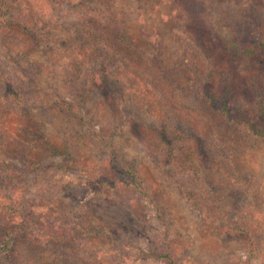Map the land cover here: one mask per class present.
<instances>
[{"label": "rangeland", "instance_id": "rangeland-1", "mask_svg": "<svg viewBox=\"0 0 264 264\" xmlns=\"http://www.w3.org/2000/svg\"><path fill=\"white\" fill-rule=\"evenodd\" d=\"M15 1L0 0V69L24 87L26 103L25 111L16 112L0 89V179L12 173L13 186L26 187V213L89 232L77 264H162L151 256L161 242L170 247L175 264H264V142L245 144L225 118L195 95L176 90L193 84L179 61L184 34L201 35L215 58L209 89L221 88L222 74L229 76L245 113L264 127L256 106L264 104V50L247 59L233 51V45L255 42L264 34V0H112L162 78L164 97L162 102L153 97L152 109L145 96L121 88L123 73L134 71L128 63L114 67L104 80L98 77L101 48L78 35L91 1L77 6ZM25 10L35 14L37 24L25 28L20 17ZM8 37L27 45L16 49ZM74 46L80 49L77 55ZM75 62L80 64L78 83L64 87L59 73ZM133 73L139 91L146 90L151 76ZM64 102H78L86 122L65 113ZM150 128H165L181 143L200 146L205 180L168 163L169 146L158 151ZM41 136L63 155L42 154ZM129 165L139 177L121 176V168ZM182 189L202 203L211 224ZM225 225L245 232L228 234ZM249 239L258 246L251 254L239 246ZM56 259L52 249L42 254V264Z\"/></svg>", "mask_w": 264, "mask_h": 264}, {"label": "trees", "instance_id": "trees-1", "mask_svg": "<svg viewBox=\"0 0 264 264\" xmlns=\"http://www.w3.org/2000/svg\"><path fill=\"white\" fill-rule=\"evenodd\" d=\"M45 1L55 6L63 3L77 6V4H85L87 2L86 0ZM88 1L92 3V6L88 7L91 9L90 13L85 14L83 20H80V25L83 24L81 28L82 31L80 33L77 31V33L79 36L87 35L90 43L97 46L98 49L101 48L100 53L101 57L103 55L102 58L104 61L103 64H101L100 70L97 72L98 77L104 80L108 75L112 74L111 71L113 68L118 65L120 66L121 63H128L134 71L150 75L152 81L147 82L148 88L146 87V90L139 91L140 85L133 73L134 71L128 72V74L123 73L124 83L121 84V88L125 89V91L127 89L133 91V94L139 96V98H143L141 95L145 96V104L149 109L154 108V106L150 104L151 99L154 97V100L158 99L162 102L160 95L164 97V84L162 83V78L154 70L149 56H147L143 48L136 43L134 37L131 36L130 28L123 18L121 10L117 8L112 0ZM22 3L25 4L26 8L32 7L26 1H22ZM24 12V14H20V17H22L23 23H25V28L28 23H38L35 14L27 12L26 10ZM9 23L11 24V22ZM184 35V54L179 61L181 67L184 68L193 79V84L186 88L177 87V93L182 95H195V98L203 102L205 107L215 116L225 118L245 144L254 146L260 141L264 142V127H259L245 113L244 105L235 97V85L230 81L229 76L222 74L223 78L220 81L222 85L221 88L217 89L215 86H211V90L209 89V83L213 82V60H215L213 48L209 41L207 39L205 40L201 35ZM8 39L14 43L13 45L16 49L26 47L27 45L25 41L20 39L12 37H8ZM80 39L83 40L84 38ZM86 42L87 40L84 43L86 44ZM87 45H89L88 42ZM78 48V46H74L72 49L73 55H77L78 52H80ZM262 50H264V34H259L255 42L243 46L233 45L235 57L239 56L245 59L255 56ZM94 57V59L97 60L101 58L100 55ZM187 59L188 61H186ZM81 62L82 64L84 63V61ZM79 67V62H75V64L68 63L63 66L59 73L58 82L67 88L71 87L72 84L78 83ZM201 68L203 72L200 77L198 72ZM0 89L9 107L16 112L25 111L23 110L26 103V101H24L26 95L24 87L15 83L12 78L7 76L1 69ZM146 91L148 92V96L145 93ZM150 92L152 93V97ZM122 95L121 92V96ZM107 96V99L113 98V94L110 92ZM256 106L257 109L261 111L262 115H264V104L258 102ZM61 109L64 110L65 113L74 116L80 123L86 122L80 114L78 102L77 104L64 102ZM229 109L232 110V114ZM150 131L152 132L150 141L154 140V143L157 144L158 148L156 149H158V151L164 144L169 146L166 152V161L168 163H173L177 169L184 172H191L194 176L200 177V180H205L206 177L203 172L205 170L204 165L206 158H203L200 154L203 151L200 146H194V144L190 142L181 143L180 138H175L177 135L170 136L167 134L165 128H161L160 130L150 128ZM37 142L42 154L51 156L63 155V151L51 144L44 136H41ZM114 159H117L116 156H114ZM36 165H39V163ZM0 166H4V160H0ZM133 167V165L122 167L121 176L135 179L138 174ZM159 167L162 171H165L162 164H160ZM57 168L65 169L60 165H57ZM11 175L12 173H8L0 179V264H42L43 252L51 249L55 251L57 256L53 264H77L76 259L82 245L81 243L83 242L82 239L88 236L89 232H85L77 226L67 228L64 224L43 222L35 218L33 213L30 215L26 213L23 205L26 187H14ZM210 189H212V187H210ZM182 196L192 207L201 212L205 223L211 224L213 222L202 203L192 196L190 192L182 189ZM224 231L228 234L239 236L245 232V229L240 226L225 225ZM73 243L76 245L69 249L68 245ZM239 246L247 250L250 254L258 247L256 243L250 239L246 242H241ZM151 256L162 264H175V259L171 255L170 247L166 242L154 245Z\"/></svg>", "mask_w": 264, "mask_h": 264}]
</instances>
